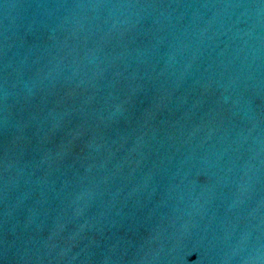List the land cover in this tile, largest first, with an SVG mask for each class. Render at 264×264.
<instances>
[{"label": "water", "instance_id": "obj_1", "mask_svg": "<svg viewBox=\"0 0 264 264\" xmlns=\"http://www.w3.org/2000/svg\"><path fill=\"white\" fill-rule=\"evenodd\" d=\"M0 264H264V0H0Z\"/></svg>", "mask_w": 264, "mask_h": 264}]
</instances>
